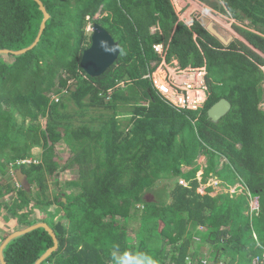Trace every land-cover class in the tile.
<instances>
[{"label":"trees","instance_id":"obj_1","mask_svg":"<svg viewBox=\"0 0 264 264\" xmlns=\"http://www.w3.org/2000/svg\"><path fill=\"white\" fill-rule=\"evenodd\" d=\"M41 1L50 17L31 47L45 17L40 5L0 0V50L9 51L0 53L2 220L17 218L23 229L51 226L58 247L40 264H119L116 252L133 264H186L204 244L226 250L230 263L253 264L264 251L262 54L241 41L224 44L198 19L191 26L181 21L172 0ZM223 1L230 16L258 25V32L238 31L264 54V0ZM92 21L120 45L118 59L97 77L80 64ZM155 43L169 44L168 60L183 67L206 64L211 95L202 111H178L154 89L146 74L161 61ZM223 97L232 108L213 122L208 109ZM59 140L70 151L64 163ZM35 147L40 162H21ZM10 168H21L36 188L19 187ZM70 168L77 191L59 201L65 215L55 221L60 211L49 210L55 201L48 177ZM212 176L221 180L216 197L198 191ZM232 184L259 196L255 215L246 214V192L228 199L224 189ZM12 194L11 202L3 200ZM36 208L48 210L46 217L29 219ZM133 221L139 226L130 235ZM15 231L2 235L0 246ZM53 246L49 231L37 227L11 239L3 256L7 264H36Z\"/></svg>","mask_w":264,"mask_h":264},{"label":"rangeland","instance_id":"obj_2","mask_svg":"<svg viewBox=\"0 0 264 264\" xmlns=\"http://www.w3.org/2000/svg\"><path fill=\"white\" fill-rule=\"evenodd\" d=\"M174 8L176 12L178 13L179 19L181 21H184L187 24H191L194 19H200L201 17H207L210 19L212 22H214V27L216 30L222 35V37L227 40L228 42H223L224 44L228 45L230 42H237L241 41L245 43L249 48H251L253 51L256 53L259 52L262 54L264 57V54L262 51L258 50L255 48L253 45H251L248 40L243 36L241 32L238 31V28H245L252 30L254 32H258L259 28L258 25L252 23L249 19H236L232 16L229 15L228 9L225 6V3L223 0H172ZM216 3H219L220 7L223 8L221 10L220 8H217L215 6ZM99 13H97L94 16L95 18L99 17ZM92 25L93 21L90 22L87 25V33L91 35L92 33ZM257 26V27H256ZM152 32L157 30V27H151ZM176 59V58H174ZM264 69V65L261 66ZM73 82V81H72ZM72 84V83H70ZM74 89V88H73ZM55 101L59 99L58 96L53 97ZM264 108V102L261 105ZM42 126L44 127L46 125V119L41 118L40 119ZM98 123V122H97ZM56 154L59 155L60 159L59 161L61 163H64L67 161V157L69 156V149L68 146L62 141L59 140L56 143ZM32 157L29 158L31 162L34 163H39L40 162V155H41V149L39 147H35L32 151ZM198 162L201 163V169L197 173V176L199 180L201 179V174L203 173V166L206 164V158L204 155H201L198 158ZM185 169H188L185 167ZM13 172V171H12ZM76 175L74 173L73 169H68V170H60L56 173H54L51 177H48V187L50 188L51 191V199L55 201L53 205L49 208L50 211L54 212L55 210H59L60 213L58 215L56 214L54 217V220H60L62 216L65 215L63 211H61V205L60 202L61 200L66 201L65 198H67V194L71 195L72 193H76L77 189L76 187L71 183L72 179H75ZM1 178V175H0ZM179 182L187 185L188 183L183 180L179 179ZM221 182L220 179L216 178V176H212L209 178L208 181L206 182H201V186L198 188V191L201 192L202 194L208 193L209 195H212L214 197L218 196V192H220V189L217 187V185ZM164 185H166L165 179L163 180H158L157 183V188H162ZM31 188H36L32 186ZM226 193H228L227 197L231 201V199L234 200V198H237V195L242 194L243 189L238 188L237 184H232L229 188L224 189ZM233 192H236V194H231ZM15 196V195H14ZM147 197L149 199H154V193L149 192L147 193ZM226 197V196H225ZM254 197L250 198V206L251 210H247L246 214H251L252 216L255 215L256 208H252L254 206ZM3 200L10 201L11 202V195L6 196ZM224 200V199H220ZM32 204L34 202L32 201ZM5 210H2L0 212V240L2 238V235H6L14 230H21L23 229L24 225L21 224L17 218L11 217V219L8 222H4L2 220L3 215L5 214ZM48 210L44 211L40 208H36L35 210L32 211L29 215V219H43L46 217ZM21 215V212L18 214V216ZM68 221V218H67ZM138 224L137 222L133 221L128 225V233L130 235H133L135 231L138 230ZM202 229V228H201ZM194 240L196 242L199 241L197 236H194ZM208 248H203V250H206L207 252ZM202 250V251H203ZM122 253L116 252L115 256L116 259L118 260L119 264H133L134 261L131 260V263L128 262L127 258L125 256L121 255ZM209 259L203 260L205 261L206 264H209L208 262ZM112 264V263H110ZM196 264V262H194Z\"/></svg>","mask_w":264,"mask_h":264},{"label":"water","instance_id":"obj_3","mask_svg":"<svg viewBox=\"0 0 264 264\" xmlns=\"http://www.w3.org/2000/svg\"><path fill=\"white\" fill-rule=\"evenodd\" d=\"M38 4L40 5V8L44 12V20L42 22L40 33L34 42V44L31 46H35L36 43L39 41L40 36L42 34V31L45 27L46 21L49 19L50 14L46 10L43 2L41 0H36ZM199 21L217 38H219L222 42H228L225 40L222 35L216 30L214 27V22H212L207 17H201ZM27 51V49L15 51L14 53L19 54ZM7 53L8 50H0V53ZM120 54V45L119 43L114 39V37L111 35V33L101 24L99 23H93L92 25V33H91V44L88 48H86L83 52L82 58H81V67L83 70L92 77H97L102 75L109 67H111L115 61L118 59ZM232 108V103L227 98L223 97L220 100H218L216 103H214L209 109H208V117L213 122H218L223 116H225ZM17 177L18 180L21 182V184L27 188L30 189L31 185L28 180L27 174L22 171L21 168L17 169ZM37 227H44L46 228L51 236L54 239V246L49 248L47 252L36 262V264H40L47 256H49L57 247H58V239L56 234L54 233L51 226H49L46 222H40L35 225H32L30 227L17 230L10 234L6 240L2 243L0 246V258L3 262V264H7V262L4 259L3 256V250L6 246V244L13 238H15L18 235H21L23 233H26L32 229H35Z\"/></svg>","mask_w":264,"mask_h":264},{"label":"built area","instance_id":"obj_4","mask_svg":"<svg viewBox=\"0 0 264 264\" xmlns=\"http://www.w3.org/2000/svg\"><path fill=\"white\" fill-rule=\"evenodd\" d=\"M153 48L161 56V61L156 66L153 63L155 68L146 77L150 78L160 97L178 111H202L211 95L206 64L183 67L178 59L168 60L169 44L155 43ZM21 162L30 160L24 159ZM253 201L252 208H257L258 200L255 198ZM253 264H264V252L254 257Z\"/></svg>","mask_w":264,"mask_h":264},{"label":"crops","instance_id":"obj_5","mask_svg":"<svg viewBox=\"0 0 264 264\" xmlns=\"http://www.w3.org/2000/svg\"><path fill=\"white\" fill-rule=\"evenodd\" d=\"M29 160V159H28ZM31 162V161H30ZM18 169V168H17ZM17 169L16 168H10V170H9V175H11L13 178H14V180L17 182V185L20 187V186H22V187H24L22 184H21V182L18 180V177H17ZM13 171V172H12ZM28 177V176H27ZM31 185V184H30ZM32 187V186H31ZM25 188V187H24ZM25 189H27V188H25ZM27 190H31V188L30 189H27ZM201 193V192H200ZM231 194H236V192H233V193H231ZM13 196V194L11 195V197ZM237 196H239V195H237ZM13 198V197H12ZM65 200H66V198H65ZM258 200V207L256 208V212H258L259 211V209H260V200H259V198L257 199ZM249 207H250V202H249ZM249 210V209H248ZM246 212H247V210H246ZM200 229L202 228V230L204 229L202 226H200L199 227ZM196 237V236H195ZM197 238L200 240V237H198L197 236ZM257 238V237H256ZM258 243V245H260V242H257ZM197 246V245H196ZM203 248H208L207 249V252H206V250H203ZM195 249H196V247H195ZM203 250V251H202ZM195 250H194V247H191L190 249H189V254L190 255H192V254H194L195 252H194ZM264 251H262V252H260V253H258V252H256V254L257 255H261L262 253H263ZM196 254V253H195ZM228 253H227V251L226 250H224V249H215L214 247H209L208 245H201V247H199V253H197L196 254V259H195V261L194 260H192L191 259V257L190 256H188V259H187V262H186V264H194V262H196V264H198L199 263V260H201V264H206L205 263V261L203 262V260H206V259H209L210 260V262H209V260H208V262H209V264H238V260L237 261H235L234 263H230V255L228 256L227 255ZM252 263H253V261H252Z\"/></svg>","mask_w":264,"mask_h":264},{"label":"clouds","instance_id":"obj_6","mask_svg":"<svg viewBox=\"0 0 264 264\" xmlns=\"http://www.w3.org/2000/svg\"><path fill=\"white\" fill-rule=\"evenodd\" d=\"M237 187H238V186H237ZM238 188H239V187H238ZM242 189H243L242 193L246 192V190L244 191V188H242ZM246 193H247V196H248L249 202H250V198L253 197V196H255L254 199H255V198H256V199L259 198L258 195H252V194H250L249 191H247ZM249 210H251V206L249 207Z\"/></svg>","mask_w":264,"mask_h":264}]
</instances>
